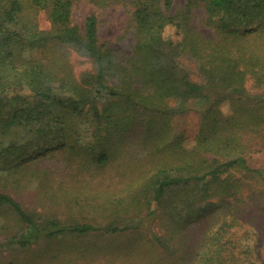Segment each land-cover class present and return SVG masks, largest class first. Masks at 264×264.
Here are the masks:
<instances>
[{"label": "trees", "instance_id": "obj_1", "mask_svg": "<svg viewBox=\"0 0 264 264\" xmlns=\"http://www.w3.org/2000/svg\"><path fill=\"white\" fill-rule=\"evenodd\" d=\"M82 1L130 7L131 54L100 41L95 14L84 28L74 21ZM174 1L0 0V179L14 188L30 184L34 163L45 171L50 158L63 154L67 165L92 177L117 160L113 166L126 170L128 180L122 184L114 172L95 187L99 224L47 217L0 190V236L11 252L45 239L137 230L134 216L141 214L165 217L182 246L191 222L240 201L241 171L263 176L249 158L264 153V0H186L179 8ZM199 9L214 36L194 25ZM43 12L49 28L40 26ZM169 27L178 39L165 34ZM73 52L90 59L93 70L77 74ZM183 54L195 61L202 82L179 63ZM11 87L22 91L9 94ZM192 105L202 113L199 130L174 132L171 119ZM134 145L147 148L146 155L137 157ZM148 158L151 166L143 168L139 163ZM77 185H60L73 211L86 198ZM93 245L70 248L94 259L104 247L88 248Z\"/></svg>", "mask_w": 264, "mask_h": 264}, {"label": "rangeland", "instance_id": "obj_2", "mask_svg": "<svg viewBox=\"0 0 264 264\" xmlns=\"http://www.w3.org/2000/svg\"><path fill=\"white\" fill-rule=\"evenodd\" d=\"M185 2L186 0H175L174 6L182 7ZM92 14L98 17L100 41L122 53L131 54L134 30L129 25L130 7L120 4L101 8L82 1L76 5L73 18L81 28H84L86 17ZM203 17V10H197L194 13V25L207 36H214V30L202 24ZM40 26L50 27V22L44 12L40 16ZM165 34L173 39L179 38L172 27L167 28ZM71 61L77 74L93 70L90 59L79 53L73 52ZM178 61L190 71L193 79L203 81L195 61L188 54L180 56ZM248 85L252 86L251 82ZM21 91V89L11 87L9 94ZM222 108L225 113H229L228 103L223 104ZM201 120L202 113L192 105L186 113L175 115L171 119V125L174 132L189 129L195 133L201 126ZM192 144L190 137L185 140L186 146L190 147ZM146 149L134 145L131 151L137 157H144ZM62 155L50 158L45 171L41 166L38 167L39 162L34 163L36 165L33 169L38 173L31 178L30 184L23 180L18 188H14L10 185L6 186L0 179V190L12 193L27 208L43 212L47 217L58 216L65 220L74 216L81 220L89 219L97 224L102 223L101 216L93 212L96 201H101L93 198L95 187H98L103 176L109 177L114 172L120 174L122 184L127 183L128 180L123 174L126 170H118L120 166H113L117 163L115 160L110 163L112 165L105 172L100 171L99 175L92 177L94 173L78 172L67 165ZM150 162L148 158L139 164L144 165L143 168H148L151 166ZM249 164L252 168L262 170L263 176L245 170L241 171L238 175L242 179L239 192L240 201L236 200L235 204L224 212H207L205 218L197 221L199 223L191 222L189 233L184 238L185 244L182 246L177 243L175 239L177 237L170 235L172 223L165 217L161 216L164 219L159 218L157 221L143 220L144 214H141L134 216L136 219L134 223L139 226L137 230L115 234L95 231L82 237L65 236L45 239L28 250L16 252H11L5 246L4 236H0V264H8L10 259L15 264H264V153L249 158ZM95 171L94 169L92 172ZM128 175L133 177L132 173ZM77 184L82 188V197L86 198H82L85 201L81 206L77 205V210L73 211L60 197L62 193L60 185L66 187L68 185L78 186ZM85 184L89 185L87 189L90 192L85 188ZM52 196L56 198L55 201L58 204L56 207L52 204ZM0 219L3 217L1 216ZM154 232L163 237L164 244L159 245L154 242ZM201 240L204 242L197 248ZM74 243H94L95 245L86 247L96 249V251H98L97 246L104 247V249L101 253L98 251L93 259L90 254L82 255L73 247L70 248V245Z\"/></svg>", "mask_w": 264, "mask_h": 264}]
</instances>
